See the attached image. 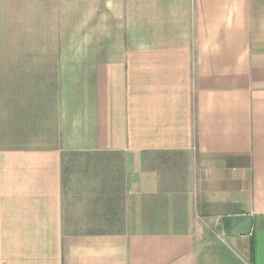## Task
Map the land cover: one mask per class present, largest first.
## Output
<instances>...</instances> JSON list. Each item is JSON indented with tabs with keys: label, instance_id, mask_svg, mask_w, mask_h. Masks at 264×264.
<instances>
[{
	"label": "crops",
	"instance_id": "0c3cea01",
	"mask_svg": "<svg viewBox=\"0 0 264 264\" xmlns=\"http://www.w3.org/2000/svg\"><path fill=\"white\" fill-rule=\"evenodd\" d=\"M0 264H264V0H0Z\"/></svg>",
	"mask_w": 264,
	"mask_h": 264
},
{
	"label": "rangeland",
	"instance_id": "374dc122",
	"mask_svg": "<svg viewBox=\"0 0 264 264\" xmlns=\"http://www.w3.org/2000/svg\"><path fill=\"white\" fill-rule=\"evenodd\" d=\"M106 160L110 161L109 164L101 165L99 169H97V166L99 163H97V160L95 161L91 156L88 154H81L80 159V172H81V178L87 179V181H93L95 178H105V184L107 186V183H110V192L112 193L111 199L109 203H106V209L109 208V211L105 212L106 218H109V227L106 228L109 232H118L122 230L121 221L123 218V214L121 215L120 211V203H118L119 199V193L121 189V175L119 171V159L117 155L112 156H106ZM102 161V160H101ZM98 170L101 172V174L97 175ZM104 172L106 174H104ZM107 200V199H106ZM110 214V216H108ZM226 229V224H225Z\"/></svg>",
	"mask_w": 264,
	"mask_h": 264
},
{
	"label": "water",
	"instance_id": "95a60500",
	"mask_svg": "<svg viewBox=\"0 0 264 264\" xmlns=\"http://www.w3.org/2000/svg\"><path fill=\"white\" fill-rule=\"evenodd\" d=\"M253 218L250 215L236 216L228 219L226 229L236 236H248L251 233Z\"/></svg>",
	"mask_w": 264,
	"mask_h": 264
},
{
	"label": "trees",
	"instance_id": "16d2710c",
	"mask_svg": "<svg viewBox=\"0 0 264 264\" xmlns=\"http://www.w3.org/2000/svg\"><path fill=\"white\" fill-rule=\"evenodd\" d=\"M227 224H228V220L226 221V227H227Z\"/></svg>",
	"mask_w": 264,
	"mask_h": 264
}]
</instances>
